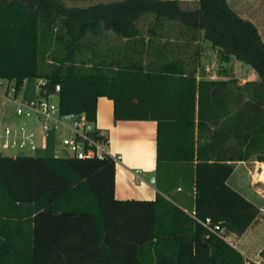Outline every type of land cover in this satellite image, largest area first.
<instances>
[{"label": "trees", "instance_id": "trees-1", "mask_svg": "<svg viewBox=\"0 0 264 264\" xmlns=\"http://www.w3.org/2000/svg\"><path fill=\"white\" fill-rule=\"evenodd\" d=\"M202 38L258 79H198ZM0 77L60 85L61 110L91 121L100 96L115 120H155L159 189L117 198L111 156L0 152V264H264L202 223L242 235L261 212L228 179L264 162V39L229 0H0Z\"/></svg>", "mask_w": 264, "mask_h": 264}, {"label": "built area", "instance_id": "built-area-1", "mask_svg": "<svg viewBox=\"0 0 264 264\" xmlns=\"http://www.w3.org/2000/svg\"><path fill=\"white\" fill-rule=\"evenodd\" d=\"M203 72L204 78L219 79L217 70L211 64H205ZM39 80L42 94L25 97L23 84L0 77V152L17 147L30 148L32 151L44 150L49 143L46 132L53 131L56 133L53 137V157L103 159L111 156L118 160L119 156L113 154L109 148V139L95 134L97 130H101L96 121L89 120L84 113L63 112L57 94L60 85H56L54 92L47 93L44 90L46 81ZM16 115L25 118L20 126L3 123V118L11 119ZM202 223L210 232L237 247L236 233L230 232L219 223H213L211 218Z\"/></svg>", "mask_w": 264, "mask_h": 264}, {"label": "crops", "instance_id": "crops-1", "mask_svg": "<svg viewBox=\"0 0 264 264\" xmlns=\"http://www.w3.org/2000/svg\"><path fill=\"white\" fill-rule=\"evenodd\" d=\"M260 20L264 23L262 16ZM257 26L264 39V26ZM204 39L200 40V45L203 48L202 54L204 53ZM106 41L108 42V47H110L108 52L109 59H112L117 53L115 49H112L116 45V39L110 35ZM192 50V47L189 46L187 53H191ZM217 72L219 79H228L222 78L218 69ZM250 74V76L253 75L252 79H258V74L254 70L250 71ZM203 76V65H201L197 72V78H204ZM241 79L245 81L244 78ZM239 83L243 84L244 82H240L239 80ZM96 124L107 132L109 136V148L113 154L119 156L116 164V197L119 199H154L159 189L155 185V182H150L149 178L152 173H155L156 169L157 122L155 120L140 119L115 120L113 99L107 96H100L97 101ZM246 162L255 165V168L258 166L262 167L263 163L257 160H248L237 161L236 164ZM258 175L260 176L259 179L264 181V169ZM180 190L181 188L176 190L175 194H178ZM256 192L264 200V187H257ZM253 202L260 208L261 212L242 235H237L238 243L236 248L245 255L247 251L252 249L254 243L262 238L263 241L255 253L256 257L248 256L249 259L261 263L260 252L264 247V221L262 219V216H264V205L259 206L255 201Z\"/></svg>", "mask_w": 264, "mask_h": 264}, {"label": "rangeland", "instance_id": "rangeland-1", "mask_svg": "<svg viewBox=\"0 0 264 264\" xmlns=\"http://www.w3.org/2000/svg\"><path fill=\"white\" fill-rule=\"evenodd\" d=\"M98 1L104 0H65L68 6H87ZM229 3L231 7L234 8L241 16L252 20L257 25L264 26V23L260 20L261 16L264 18V0H229ZM111 36L113 37V35ZM203 45L204 53L201 56V65L204 66L205 64H211L216 70H219L222 78L237 77L240 82L252 79L253 75L250 76V71L254 69L250 64L236 58L233 55L225 54L221 48L213 46L211 41L208 39L203 40ZM241 78H244L245 81ZM39 81L40 80L37 77L26 78L23 83V96H40L42 94V89L38 85ZM24 120V117L16 115L11 119L3 118V123L20 126ZM28 121L30 120L28 119ZM46 135L49 138V143L47 148L44 150L41 149L39 151H32L30 148L17 147L3 152L9 156H17L24 153L29 155L53 157L55 154L53 137L56 133L48 131L46 132ZM262 169L263 168L259 166L255 168V165L247 162L237 163L233 173L228 179V183L232 187L240 191L244 196H247L249 199L255 201L259 204V206L264 205L263 198L256 192L257 187H264V181L259 179L260 176L258 175ZM262 219L264 221V216H262ZM262 241V238H260L256 243H254L252 249L247 251L245 256L247 258L248 256L256 257V250L259 249V245Z\"/></svg>", "mask_w": 264, "mask_h": 264}, {"label": "water", "instance_id": "water-1", "mask_svg": "<svg viewBox=\"0 0 264 264\" xmlns=\"http://www.w3.org/2000/svg\"><path fill=\"white\" fill-rule=\"evenodd\" d=\"M262 168L264 169V163H262ZM155 177H156V174L152 173L150 175V178H149L150 182L154 183L155 182Z\"/></svg>", "mask_w": 264, "mask_h": 264}]
</instances>
